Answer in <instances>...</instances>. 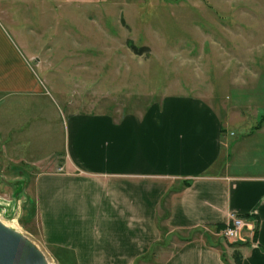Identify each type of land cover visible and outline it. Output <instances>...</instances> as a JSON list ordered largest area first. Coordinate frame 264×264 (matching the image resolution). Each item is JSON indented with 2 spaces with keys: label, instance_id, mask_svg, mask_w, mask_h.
Instances as JSON below:
<instances>
[{
  "label": "crops",
  "instance_id": "crops-1",
  "mask_svg": "<svg viewBox=\"0 0 264 264\" xmlns=\"http://www.w3.org/2000/svg\"><path fill=\"white\" fill-rule=\"evenodd\" d=\"M30 60L0 25V112L12 105L0 115V143L13 170L30 163L37 172L41 239L59 264H236L235 252L241 264H264V140L242 148L194 97L120 118L63 115ZM25 104L29 125L9 127ZM256 136L264 139V123ZM23 138L42 140L43 159L20 154ZM232 213L247 225L228 241Z\"/></svg>",
  "mask_w": 264,
  "mask_h": 264
},
{
  "label": "rangeland",
  "instance_id": "rangeland-1",
  "mask_svg": "<svg viewBox=\"0 0 264 264\" xmlns=\"http://www.w3.org/2000/svg\"><path fill=\"white\" fill-rule=\"evenodd\" d=\"M0 25L63 115L120 118L167 97H194L217 110L242 148L264 140L249 138L264 116V0H0ZM13 110L14 128L26 122L28 104ZM20 141V154L43 159L42 140ZM5 152L0 143V219L59 264L41 239L37 172L29 162L13 170Z\"/></svg>",
  "mask_w": 264,
  "mask_h": 264
},
{
  "label": "water",
  "instance_id": "water-1",
  "mask_svg": "<svg viewBox=\"0 0 264 264\" xmlns=\"http://www.w3.org/2000/svg\"><path fill=\"white\" fill-rule=\"evenodd\" d=\"M0 264H49L46 255L26 236L0 222Z\"/></svg>",
  "mask_w": 264,
  "mask_h": 264
},
{
  "label": "built area",
  "instance_id": "built-area-1",
  "mask_svg": "<svg viewBox=\"0 0 264 264\" xmlns=\"http://www.w3.org/2000/svg\"><path fill=\"white\" fill-rule=\"evenodd\" d=\"M246 225L247 223L243 218L232 213L229 217V223L222 230V237L228 241L236 240Z\"/></svg>",
  "mask_w": 264,
  "mask_h": 264
},
{
  "label": "trees",
  "instance_id": "trees-1",
  "mask_svg": "<svg viewBox=\"0 0 264 264\" xmlns=\"http://www.w3.org/2000/svg\"><path fill=\"white\" fill-rule=\"evenodd\" d=\"M129 43H131V48L136 51L137 53H141L143 51V49L141 48H138L136 45H134L131 41H129ZM264 123V116L261 118L259 124L255 127L256 129H259ZM225 228V227H224ZM223 228V229H224ZM234 259H235V263L236 264H241V258L239 256V253L238 252H235L234 253Z\"/></svg>",
  "mask_w": 264,
  "mask_h": 264
},
{
  "label": "bare ground",
  "instance_id": "bare-ground-1",
  "mask_svg": "<svg viewBox=\"0 0 264 264\" xmlns=\"http://www.w3.org/2000/svg\"><path fill=\"white\" fill-rule=\"evenodd\" d=\"M0 222L3 223L6 227L10 228V229H13L14 231H17V229H15L13 226H10L8 225L7 223H4L1 219H0ZM16 223V222H15ZM13 225V224H12ZM16 225V224H15Z\"/></svg>",
  "mask_w": 264,
  "mask_h": 264
}]
</instances>
